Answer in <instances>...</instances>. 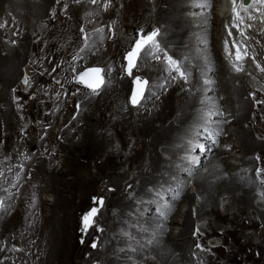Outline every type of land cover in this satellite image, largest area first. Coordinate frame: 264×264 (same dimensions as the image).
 <instances>
[{"label": "rangeland", "instance_id": "rangeland-1", "mask_svg": "<svg viewBox=\"0 0 264 264\" xmlns=\"http://www.w3.org/2000/svg\"><path fill=\"white\" fill-rule=\"evenodd\" d=\"M32 1L34 2V0H32ZM39 1L41 2L42 0H39ZM54 1L55 0H51V5ZM59 1H62V0H59ZM65 1H67V0H63V2H65ZM56 4H57V0L55 1L54 6ZM116 4L117 5L114 7V9L116 11L119 9L121 10L120 0H116ZM167 5H169V6L167 7ZM128 6H129V9H127ZM149 8H150V3L147 0H127L126 6H125L124 10L122 11L123 13L124 12L125 13L119 15L120 27L122 29H124L125 31L127 29L129 31L131 29V27L136 24V22H141V23L145 24L146 19H144L143 17H145L148 14ZM97 9H98V7H97ZM161 9H164L165 11H169L171 9L169 2H167L165 0H157L156 1L154 11H156L157 14L159 13L158 14L159 19L163 18L166 15V13L164 11H161ZM98 11H99V9H98ZM1 12H2L1 14H3V10H1ZM68 16L70 19H67V18L65 19L63 16H61L58 20L59 24L58 23L57 24L59 26L65 28V29H67L69 32H71L75 36V39L80 44L81 41H80L78 34H79V27L82 24L81 23L82 19L80 18V16L78 14L76 15V11L72 6L69 7V15ZM52 23H53V21H52ZM113 24H115V23H113ZM163 26L165 28L167 25L163 24ZM49 29H51V28H49ZM50 32H51V34H49V35H52L53 31L50 30ZM112 33L114 35L113 49H118V54L115 53L114 56H111L109 60L104 62V66H106V68L108 70V76H109V79L111 82L113 81V78H116L117 80H119L121 78V82H122V79L124 77V70H125L124 55L127 52V47L123 46V43H122L123 40L121 37L117 36V34L113 31H112ZM13 36H14V38H17V40H18L17 46L14 45V49L20 50L21 52H23V48L20 47V45H22V44L19 43L20 38L15 37V35H13ZM13 36H11V37H13ZM17 36L23 37L21 34L20 35L17 34ZM2 37L5 39L6 38L11 39V37H4V36H2ZM163 37H164V35H163ZM31 38H32V36H31ZM162 38H161V40L163 42ZM65 39H66V35L64 34L63 38H61V39L58 38L57 40L62 41ZM21 41H23L22 38H21ZM48 41H50V40H48ZM31 42H33V41H31ZM22 43L26 44V41H23ZM164 44H166V43L163 42V45ZM172 48H173L172 46L169 47V49H172ZM92 52H94V51H92ZM24 55L26 57V52L24 53ZM146 57H145V60L142 59V60L138 61L137 67L133 71L137 70L141 65L145 64V67L143 68L142 72L150 74V75H154L155 79H156L155 85L153 87L154 89L152 88V90H151V92L153 93L152 94L153 98L157 99L160 96H167L168 93L170 91H172V89L170 90L172 79H171V76L166 71L167 67H163V66L160 67L158 65L152 64L150 62L153 61L155 58L150 57V56H146ZM104 60H106V59H104ZM25 61H26V59H25ZM96 62H98V61H96ZM96 62H92L90 67H96V66L103 67L101 64L96 63ZM24 63L25 62L21 63V66ZM101 63H103V62H101ZM121 63H122V66H121ZM253 63L257 65V63L255 61H253ZM112 64H114V65H112ZM191 65L193 66L194 63H191ZM21 71H22V67H21ZM199 72L200 71H197V73H199ZM159 73L162 74L163 79H159V76H158ZM164 74L166 76H164ZM172 75H173V73H172ZM240 80H238V84L243 86V82L241 83ZM159 85H164V86L160 87ZM104 86H105V82H104V85L102 86V88ZM3 87H4V85H2V88L0 89V91L3 89ZM16 87H17V85L13 86V89H15V92L18 91V89ZM191 88L192 87H188L186 89V91L188 93H192ZM43 90H44V88H43ZM108 90H111V87H108V89L104 90L105 92L103 91L104 95L107 94ZM9 91H10V89L8 90V92ZM99 91H98V93H99ZM88 92L92 93L91 90H89ZM112 92L113 93H111V92L108 93V95H106V97L103 100L101 99V95H103V94H99L98 96H96V95L90 96L89 94H87V96L84 98L79 97V95H78L74 100H67V102L64 103L65 109L70 108V106L74 107V106H76V104H79L80 102L82 104H87L86 107L88 105H91L92 108H93V106H94V108L92 110L88 111L85 115H80L78 113L77 116H78L79 120H77V122L76 121H74V122L66 121L64 123L65 126L67 127L68 133H70L72 130H79L82 132V128L86 123H87V128L81 133L80 136H77V135L71 136L70 140H72V141H70V142L74 143L75 147L72 148V150L70 147L68 148L67 154L64 155L63 158L60 159V161H59L60 163L55 162L53 164H49L48 166L44 165L42 167V169L44 171H46L45 174L42 173V175H40L39 167L37 166L38 158L41 154V153H38L39 150L36 146L38 143H33V142L29 141V142H26L24 144V146H21L19 144L17 136H16L17 132H18L17 122H15L16 126H15V124H13L12 127L7 126L8 130L11 132V135H10V138H9L7 144L4 145L3 143L1 144V142H0V152H1L0 161L5 165V167L0 168V171L3 172V176L0 177V182L2 183L1 189L2 190L3 189L9 190L8 192L4 191L5 197L8 196L9 192L12 194V199L6 201L5 207L9 209L6 214L8 215L9 212H12V215H13V217H10L11 219H9L8 222H5V224L2 222L0 224V232L4 233L6 235H10V236H12L13 234H20L21 233L23 235V238L25 239V241L28 244H30L31 246H34V248L37 252L44 251L45 253H47V257L42 259V261L39 264H57L58 261L63 262L62 264H70V259L73 262V264L74 263L75 264H81V263L82 264H92L91 258L88 261H85L86 254L91 252V251L85 247L81 248L79 243H78V239H77V236L79 235L78 230H79V228L81 226V222H82V217L84 216V213H87L88 211H90L92 209V204L89 203L90 197L91 196L94 197L95 195H99L100 193H102L105 190V188L107 186H114V187L118 188V191L116 193H114L111 197V203H110L109 209L105 213H103V215H102V218L104 220L106 219L112 228L114 227V224L116 222H118L120 219H123V216L125 215V213H126V215L129 216L133 212V208H134L133 201L127 200L126 195H122L121 192H123L125 190L127 185H133L132 190H134V188L136 187V185H135L136 180H128L130 178L129 176H127L125 178H121V179L115 178L113 173L108 172V168L113 167L115 169V167H117L118 169H120L122 171H127L128 169H130L132 171L133 165L135 163L137 165L141 166V168H142L141 171L143 173L149 172L153 168V160H152V158L149 154V151L146 147V142H145L146 135L143 134L144 131L137 130V128L135 127L137 123L131 119L123 122V127H122L123 132H122V134H120V137H123L125 135L124 139H123L125 144L128 143V141H130V139H132L133 137L138 139V145L135 146V148L132 152H129L130 155L127 156L123 152H120L117 148H114L113 145H115V144L117 147H119L117 145L119 140L116 137H111V140L113 141V143L108 147L109 152L106 151L107 148L103 149V151L97 150L94 147V145L92 146V144H89V142H91V136H93V134L94 135L96 134V136H98L101 133L108 132V129H111V128L115 127L116 124H118V123H114V121H111V118L107 117L109 115V114H107V112H109V110H106V107L108 105H110V101L114 98V96H112V95H119L118 92H116L114 90ZM120 93L122 94V90H120ZM243 96H244L245 100H247L248 102H250L252 104V102L247 98L248 93L244 92ZM1 97L2 96L0 93V98ZM10 98H12V97H10ZM166 101H167V98H165L162 105H165ZM181 101H182V98L177 96V94L175 92H172L170 94V100L168 102H172L171 106H178ZM4 103H5V101H4ZM0 104H1V102H0ZM38 104H39V102H38ZM123 104H124V106L128 107L127 103L125 101L122 102V105ZM13 105L14 104L12 102L9 109H11V107ZM251 106L252 105H250V107ZM79 109H80V111H82L81 105H80ZM18 112L21 113V111L14 112L16 119L19 117ZM72 112H73V110L70 111L69 116L72 114ZM26 113L29 114L30 111L26 112ZM102 114H105V117ZM258 115L260 116L259 112H258ZM1 116H2V113L0 114V120L2 119L4 122H6L5 119L2 118ZM216 119H217V116H216ZM147 120L148 119H145L143 121H139L138 123H141V122L146 123ZM251 120L252 119H249V118L246 120V121H248V122H246L248 127H256L257 129H259L260 124L259 123L255 124V122H253V125H252ZM18 122L21 123V120ZM61 122H62V118L60 117L57 124L60 126ZM160 126H161V124H160ZM155 128H157V127H155ZM258 132L259 131L256 130V132H254V133L258 134ZM108 133L111 136H114L111 134V132H108ZM246 133H250V132L246 131ZM254 133L252 134L253 135L252 137L255 141L258 142L256 136H254ZM197 136L201 138L200 140L203 139V137L199 136V133H197ZM226 136L227 135H225L224 138H226ZM263 141H264V139H263ZM240 142H241V140H240ZM80 143H82V144H80ZM259 144L261 145L259 151H263L264 150V144H262V143H259ZM111 146H112V148H111ZM34 147H36V149H33ZM238 151L241 152L243 155L244 150L238 149ZM254 151L255 150H253V153H251V157L253 156ZM69 153H70L71 157L68 156ZM126 158H128L129 160H127ZM76 159H80L78 161V162H80V165H76L77 164ZM125 160H126V162H125ZM55 161H57V160L55 159ZM82 165L86 167V171L84 172L85 176H82L81 173H79V166H82ZM62 166H64L63 169H62ZM259 167L264 173V163L263 162H260ZM202 170H203V167H202ZM253 172L254 171L252 170L251 174H253ZM18 173H19V181H18V183H16L15 187H12L11 185L14 182H16V177H17ZM146 174H148V173H146ZM179 175L183 176L182 172H179ZM38 176H39V179H38ZM145 177L148 178L149 174L146 175ZM40 178H41V185L39 183ZM69 179H71V180H69ZM123 179H124V181H127V183H124ZM132 181H133V183H132ZM37 182H38V184H37ZM263 182H264V178H263ZM36 184H37V186H36ZM137 184L139 186V181H137ZM175 188H178V186H176ZM188 188L190 189L189 185H188ZM38 190H40V191H38ZM196 190H197V186H196ZM129 191H127V192H129ZM148 191H149V189H148ZM44 193L47 194L46 195V204H45V202L43 204V211H44L43 222H40V218L38 219V216H39V213L41 211V204L43 203L42 196ZM153 195H154L153 198H155V196H156V201H157L159 199L158 196L155 194H153ZM198 195L199 194H198V190H197L195 203L198 201V198H197ZM52 199H53V205H51L52 202L49 201ZM54 199H55V202H54ZM102 199L104 201V198H102ZM170 199L173 200L172 197H170ZM221 199H223V200H221ZM221 199L219 200V202L216 205H214V208L210 209V211L207 213V215L204 216V219H202L201 221L205 225H207L208 222L211 221V224L208 228H210V229L216 228L217 231L223 232L224 234L222 235V237H226L225 236L226 232L227 233H233L235 236L239 237L240 242L242 243L243 248H244V251L241 253V256L243 259L248 258L246 253H249V248L251 250V248L254 246L253 245V242H254L253 238L255 237L256 234H261V232H262L263 224H261L260 222L259 223L257 222L255 225V227L257 228V231L255 233H253V231L250 229V224L252 223V218L255 219L254 222L259 220V217L256 215V213H258V212L256 211V209L254 207L241 205V206H238L240 208L237 207L233 211H227L228 216L224 218L220 215V212H226L224 210H228L230 208L232 209V205H228V204H230V202L232 203L233 201H232L231 197H229L228 195L223 196ZM142 200L147 202V203H150V202H148V199L147 200L145 199V197H143ZM177 200L179 202L182 201L183 196L178 198ZM126 201L132 202L131 211H127L123 208V203H125ZM182 202H184V201H182ZM182 202H180V203H182ZM256 202L254 204L259 209L263 210V208H260L261 206H259L258 203H256ZM180 203H179V207H180ZM113 204H114V206H113ZM26 207H27V209H26ZM153 208H151V211H150L151 217L153 215L155 217H157L159 215V212H158L159 209L156 206H154ZM194 208H198V206L195 204L192 207V211ZM111 211H113L112 214H111ZM122 211H123V213H122ZM247 213H248V215H247ZM201 214H202V212H201ZM239 215H241V216H239ZM243 215H246V217L244 219H242L243 222H241V219H239V218H241ZM195 217H197V216H195ZM195 217H194V219H195ZM28 218H30V220ZM169 218H170L169 216L166 217L165 221H168ZM151 220H152V218H151ZM215 220H217V221H215ZM136 222L140 224V222H138V220H136ZM223 222H225V223H223ZM238 224H239V227H238ZM27 225H30V226H27ZM157 225L160 227V230L164 228V224L162 222H160V224L158 223ZM65 226H68V230H69L68 234L69 235L67 234L62 238L60 236V231ZM32 227H33V229H32ZM180 230H181L180 226H177L176 228H174V231L176 233H178ZM193 230H194V228H192L189 231V235L192 234ZM93 233H95V231H93ZM107 234H109V235H107ZM167 234H169V231H167ZM96 235H98L99 237L101 236V234H98V233ZM35 236H37L36 242H35ZM56 236H57V238H56ZM114 237H117L116 234H114ZM181 239H183V238H181ZM90 242H91V240L88 239L87 243L90 244ZM11 243H13V244L18 243V245L20 246L21 245V239L19 237H16L12 240ZM113 243H114V238L112 237L111 232L108 230L103 235V238L101 240V244H100L98 250L101 252H104L109 247L113 246ZM192 244H193V242H191V244H188L185 247L186 251H188L191 248ZM204 247L206 248L207 246H204ZM252 249H254L253 256H252L253 264H264V256L263 257H257L256 256V251L260 252V249L259 248H252ZM116 251L117 250H115V249L113 250V253H112L113 256H115L116 254H120V252L118 253ZM115 252H116V254H115ZM177 255H180V252H177ZM183 258L184 257H180L179 262H180V259H183ZM240 258L241 257H239V259ZM152 259L156 260L157 257L154 256V258H152ZM188 261L189 260H187V258H185V259H183L182 264H187ZM109 262H111V259H108L107 263H109ZM95 264H97V263H95ZM220 264H232V263L224 260L223 262H220Z\"/></svg>", "mask_w": 264, "mask_h": 264}, {"label": "bare ground", "instance_id": "bare-ground-1", "mask_svg": "<svg viewBox=\"0 0 264 264\" xmlns=\"http://www.w3.org/2000/svg\"><path fill=\"white\" fill-rule=\"evenodd\" d=\"M55 1L51 5V0H42L41 2L39 0H34V2L32 0H0V16L7 15L18 21H22L24 22L23 27L27 29V32L25 33L23 37L15 35V37L20 38L19 43L22 44L20 45V47L23 48V52H21L20 50L14 49V45L12 44L11 39H8V38L5 39L2 37V36L4 37H7V36L5 35L4 27H0V83L4 85L3 89L0 91L1 96H2L0 98L1 99L0 101H5L4 107L0 108V112L2 113L1 117L5 119L9 127H12V125L15 124V122L20 121V120L17 119L16 121L15 113H14V105L11 107V109H9L10 107L9 101H11L12 98L8 100L6 99L8 90L13 89V86L17 85L18 77H20V80H21L24 74V70H23L24 64L21 66V63L25 62L28 51L33 48V42H31L32 41L31 36L33 35L35 31L42 29L43 22L46 21L45 17L49 16L48 12H50L51 9H53ZM165 1L169 2L171 9L169 11H165L164 9H161V11H164L166 15L163 18L159 19L158 21L162 25L166 24L167 26L165 28L163 26V33L161 34L160 37L162 38L164 35L162 39H163V42L166 43L164 44L165 50L168 53H173L179 59V62L182 65V70L187 71L191 74V76L194 78L193 83L195 85H192V83L189 84V87H192L191 88L192 93H188L186 89L179 88V91L184 96V98L180 102V105L178 108L176 109L169 108L172 102H168L170 100V95H168L167 103L165 104V107L168 109L164 112L163 115L157 116V118H150L147 120L146 123L141 122V123L136 124L135 127L137 128V130L144 131L143 134L146 135L147 138H149L147 142V147H148L149 154L153 160V168L151 171L147 172L149 174L148 178H146L145 176L141 177L140 170L135 172L133 176L134 178L141 177L139 187L137 188L138 194L134 198L135 202L142 200L143 197H145L146 200L148 199V202L150 203L155 202L156 196L155 198H153L154 195L148 191V187L156 185L157 184L156 179H159L160 177H165L169 179L171 183L170 186H172V190L169 191V193L171 197L173 198V200H171L169 204L171 206V210L169 211L167 215V217L169 216L170 218L168 219V221H165L164 217H161L160 215L155 217L153 215L151 218H152V222L155 225L152 231L154 238L148 239L146 241H142L141 242L142 247H139V248L133 249L131 246H129L128 248L131 249V255L126 256V258L123 260H119L117 257H114L113 260L109 262L108 264H130L131 260L135 261L136 264H140L143 260L147 259V256H149L151 252L155 257H157V260L155 261L153 260L154 262H152L151 264H179L180 257L193 259L189 256L185 247L188 244H191L192 241H197V243L202 244L203 240H198L200 231H199V234L195 236L197 240H195L192 234L189 235V231L192 228H194V217L195 216H197V218L201 217L200 214H197L192 211V207L195 204L198 207L200 205L199 212H202V217H204L205 215H207L210 209L214 208V205H216L219 202V200L225 195H228L229 197H231L233 202L232 203L230 202V204H228V205H232V209L230 208L228 210H224L226 211L224 212V214H228L227 211H233L238 206L246 205V206L254 207L257 210V212L261 214V217L264 220V203L256 202L258 203L259 206H261L260 208H263V210L262 209L259 210L258 207L254 204L255 196L252 195L253 193H256V190L259 187V181L257 180L256 175H255V168H254L255 166H254L253 157L256 155V153L259 151V148L261 147V145L253 139L252 134L256 132V130L260 131V129H262L263 126L260 124L259 129H257L256 127H248V125L246 124V122L249 121V120L246 121L248 118L249 119H252L253 117L258 118L259 116L258 112L253 108V105L250 102L245 100L243 94L244 92L246 93V88L238 84V80H240L241 78L238 76L232 75L229 72L228 70L229 63L224 61L222 58H218L219 56L217 57V54L214 52L213 50L214 42L210 40L209 41L206 40L207 43L204 45V46H207L205 55L209 56V64L212 65L213 71L211 73V76L213 79H217V81L215 80L216 81L214 84L215 87L213 88V92L216 93L215 95H216L217 103L215 105L210 104L209 106H206V109H208L209 112L212 110H215L217 111V113H220V115H217V119L222 120V121L219 123H215V124H208L205 122L204 116L197 115L196 112H197V105H198V100H197L198 91L203 85L202 77L207 76V72L204 71V66L202 62H200L197 59V55L196 54L190 55L187 52V48H188L190 40L186 34V31L190 29L191 24H190L188 17L186 18L182 15V11L184 10L182 2L184 0H165ZM238 1L239 0H237V2ZM211 3H213V12L207 18L202 19L200 21L201 25L205 22H207V24L203 26L206 28L205 31L198 33L199 40L204 39L206 35H208V33L211 34V30L215 27L214 16L218 24L219 22H222L224 19L222 15H226V13L223 10L224 0H211ZM168 6L169 5H167V7ZM1 10H3V14H1L2 13ZM50 24H53L52 21L50 22ZM58 24L56 25L54 29H52L53 31L52 35H49L51 34V32H49L48 35H46L48 40L51 41L52 39L63 38V35H64L63 33L56 36L57 32L59 31ZM0 25L2 24L0 23ZM223 29L226 30L225 25L223 26ZM43 31L46 32V29H43ZM21 38L23 41H26L27 45L22 43L23 41H21ZM214 38H215V30L213 31V39ZM170 46H172L173 48L169 49ZM92 51L94 50H91V52ZM25 52H26V57L24 55ZM73 52L74 50L72 49L71 54ZM84 59H86V57H84ZM142 59L145 60V57L141 58L140 60ZM216 61H218L221 64V67L219 68V75L221 74L224 76V81L220 80L219 76L217 77L215 76ZM191 63H194V65L192 66ZM253 65L257 67L256 64L253 63ZM20 66L22 67V71H21ZM121 66H122V63H121ZM256 67H253L254 72L257 71ZM197 71H200V72L197 73ZM165 74L164 76H166ZM130 89H131V84L128 86L127 94H129ZM103 90H105V88ZM43 91L44 90L42 89L41 96L44 93ZM173 92H176V91L173 90ZM221 92L225 94L226 96L222 97ZM99 94L100 93L95 94V95L98 96ZM147 95L148 94H146V96ZM86 105L87 104H81V108H82L81 113L83 114H85L86 112L94 108V106L92 108L91 105H88L87 107ZM250 105L252 106L250 107ZM125 107L126 106H124L123 104L122 107L119 108V110H124L123 118L125 121L129 120L131 114H135L137 121L140 118L149 117V114L147 112H143L139 108L140 106L137 107L139 109H134L135 107L131 108L129 106L126 108ZM176 111H181V114L177 115ZM175 123H179L180 126H177ZM196 123L203 124L210 133H215V135H218L219 131L222 132V135L217 136L215 144L212 143L211 139L209 138L206 139L203 137L202 140H204V143L207 145L208 151L211 152L210 157H208L207 155L201 156V160L199 161V164L201 165V167L197 166L194 169H191L189 171L190 177L194 178L195 183H196L195 185L197 186V190L199 194L198 196L200 197L199 203H195L196 193L188 188L187 174L182 173L183 176H180L179 172L177 171L176 165H175L177 162H179L180 164H186L184 160H178L176 158L178 152L184 149V146L179 144L177 135L179 133L185 132V129L188 126L195 125ZM230 125L236 126L234 131H229L228 126ZM245 130L249 131L250 133H246ZM225 135H227L226 138H224ZM199 136L201 135L199 134ZM233 136H237L239 140H241V142L238 141L237 144L229 143L228 141L232 139ZM111 137H114V136H111L108 133H104V134L101 133L98 136H96V134L95 135L93 134V136H91V142H89V144H92V146L94 145V147L97 150L103 151V149L107 148L106 151L109 152L108 147L113 143V141L111 140ZM194 138L195 139L199 138L197 136V133H195ZM117 145L119 147H117L116 144L113 146L114 148H117L120 151L119 142ZM218 145H223V148L219 149ZM159 146L162 147V151H166V153L172 156L171 160H167L164 158L162 159L161 153L158 151ZM74 147H75L74 143L70 142L71 150ZM238 149L244 150L243 155L239 159H237V161H240L239 164L233 163L231 160H228V158L232 157V153L239 154ZM253 150L255 151H254L253 156L251 157V153H253ZM198 153L200 152L198 151L197 154ZM68 156L71 157L70 153ZM126 159L129 160L128 158ZM79 160L80 159H76L77 162ZM202 167H203V170H202ZM63 168L64 166H62V169ZM237 169H240L239 173L236 175L233 174ZM115 170H118V168L115 167ZM252 170L254 171L253 174H251ZM130 171H131L130 169H128L127 171H124L123 176L128 175ZM128 180H131V179L129 178ZM176 182H178L179 184H176ZM176 186H178V188H175ZM131 191L133 190L131 189L129 192ZM182 196H183L182 201L184 202L180 203V207H179V201L177 199ZM123 208L127 211H131L132 202L126 201L125 203H123ZM127 217L128 216L125 213V215L123 216V219H120L118 222L114 224L115 230L118 231L120 235L123 230H127L128 226L124 221ZM28 219L30 220V218ZM181 220H184L181 223L182 230L177 235H173L171 231V226L180 224ZM160 222L164 224V228L161 230H160V227L157 225L158 223L160 224ZM27 226H30V225H27ZM253 226H255V223H253ZM238 227H239V224H238ZM68 231H69L68 226H65L60 231V236L63 238L65 235L68 234ZM167 231H169V234H167ZM144 246L145 247L153 246L154 248L152 251H149V250L144 249ZM177 252H180V255H177Z\"/></svg>", "mask_w": 264, "mask_h": 264}, {"label": "snow or ice", "instance_id": "snow-or-ice-1", "mask_svg": "<svg viewBox=\"0 0 264 264\" xmlns=\"http://www.w3.org/2000/svg\"><path fill=\"white\" fill-rule=\"evenodd\" d=\"M58 2L59 0H57V3ZM76 2L78 3L79 0H76ZM91 2L95 4L97 3V0H91ZM109 3H110V0L109 2L105 3V10H107ZM231 3L233 5L232 11L234 13V22H233L234 27H238L236 22H243V18L241 17L238 9L242 10L245 13H248L250 9H253L257 12H260L261 17L264 18V11H261V7H258V6L264 7V0H247V2L246 0H239V2H237V0H231ZM200 7H211V0H204V3L201 4ZM248 19H255V17L249 15ZM0 27H3V25H0ZM81 31L83 32V29H81ZM96 31L98 33H102L103 29H97ZM158 35L159 33L156 29H153L151 33H147V34L144 33L143 30L137 33V38L135 39L133 46L125 55V61H126L125 72L128 76L133 75V70L137 67V63L141 58L146 57V56H150L156 59L160 58V53L163 50L160 48L159 43L157 42ZM228 35L229 36L232 35L231 31H229ZM240 35L243 36L244 33L241 32ZM87 40L88 38L85 37V48L88 47ZM233 46L234 47L236 46L235 42ZM84 50L85 49H81V52H83ZM224 50L229 55L231 54L228 49L227 41H225ZM246 54L247 53L245 51L244 55ZM235 56H236V61L238 62H241L244 58V56H242L241 54V50L239 47H237ZM164 58L167 63L166 71L171 76V79L176 80L177 78H179L183 80L185 83H187L189 80L190 73L187 71H182V65L180 64V62L176 60L175 58H173L171 55H168L167 52H164ZM232 66L234 70L237 72H240L243 70L242 64L233 63ZM257 68H259L261 72H264V68H261L259 64H257ZM55 70H56L55 68L52 69L53 72H55ZM72 71L75 72L76 69L73 67ZM103 72H104V69L102 68L89 67V68H86L84 71L79 72L78 75L74 77V79L76 83L85 86L86 88L91 90L93 94H98V91L101 89V87L104 85V82H105L103 78ZM173 72L177 73L178 75H172ZM22 82L25 85H29L30 83L27 76L24 77ZM57 83H59V81H57ZM204 83H212V82L205 80ZM159 86L163 87L164 85H159ZM13 91H15V89H13ZM146 93L148 95L153 94L148 87V81L141 77H135L134 88L130 96V103L134 107H139L145 101ZM253 99L255 100L254 94H253ZM255 103L258 105L264 104V101L255 100ZM79 107L80 106L77 105V108ZM217 115H220V113H217ZM212 135H215V133H210L209 138H211ZM213 143H215V141H213ZM189 145L192 151L198 150L199 152H205L208 150L206 146L202 143H192L191 141H189ZM189 163L193 165H197L199 164V160L196 157H192L189 160ZM261 171H262L261 169H257V174H259ZM2 176H3V172L0 171V177ZM18 181H19V173L17 174L16 182H14L11 186L15 187ZM3 191L8 192L9 190L3 189ZM11 199H12V194L10 192L7 197H0V209H4L6 201L11 200ZM103 203H104L103 199L100 198L98 200V204L100 206H103ZM170 210H171V206L166 205L160 208L158 212L161 217L166 218ZM97 212H98V208L94 207L82 217L83 231L86 232L95 223V216ZM198 234H199V229L197 228L194 232V236ZM91 246L93 248L97 247L95 242H93ZM196 247L200 248L201 246L199 245V243H197ZM0 264H3V262L0 261Z\"/></svg>", "mask_w": 264, "mask_h": 264}]
</instances>
